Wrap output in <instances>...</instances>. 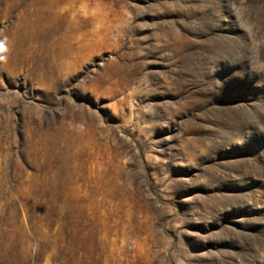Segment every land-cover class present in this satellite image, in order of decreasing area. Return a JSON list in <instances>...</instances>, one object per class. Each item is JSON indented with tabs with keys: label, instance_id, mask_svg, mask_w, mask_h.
I'll return each instance as SVG.
<instances>
[{
	"label": "rangeland",
	"instance_id": "rangeland-1",
	"mask_svg": "<svg viewBox=\"0 0 264 264\" xmlns=\"http://www.w3.org/2000/svg\"><path fill=\"white\" fill-rule=\"evenodd\" d=\"M0 264H264V0H0Z\"/></svg>",
	"mask_w": 264,
	"mask_h": 264
},
{
	"label": "bare ground",
	"instance_id": "bare-ground-1",
	"mask_svg": "<svg viewBox=\"0 0 264 264\" xmlns=\"http://www.w3.org/2000/svg\"><path fill=\"white\" fill-rule=\"evenodd\" d=\"M0 55L4 56V52L0 53ZM4 60V59H3ZM3 60H0V78H3ZM2 88V85L0 84V89ZM5 104L3 101H0V155L3 153L6 149V137L4 135L5 133V122H6V118H5V112H4V107ZM1 245L2 242L0 243V250H1Z\"/></svg>",
	"mask_w": 264,
	"mask_h": 264
},
{
	"label": "clouds",
	"instance_id": "clouds-1",
	"mask_svg": "<svg viewBox=\"0 0 264 264\" xmlns=\"http://www.w3.org/2000/svg\"><path fill=\"white\" fill-rule=\"evenodd\" d=\"M6 49H5V46L3 45V43H0V53H3L5 52ZM5 57L0 55V60H3Z\"/></svg>",
	"mask_w": 264,
	"mask_h": 264
}]
</instances>
